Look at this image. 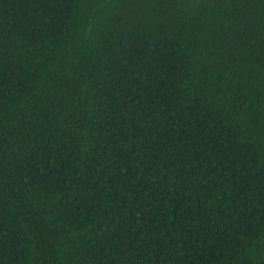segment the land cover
Returning <instances> with one entry per match:
<instances>
[{
  "label": "trees",
  "instance_id": "obj_1",
  "mask_svg": "<svg viewBox=\"0 0 264 264\" xmlns=\"http://www.w3.org/2000/svg\"><path fill=\"white\" fill-rule=\"evenodd\" d=\"M0 264H264V0H0Z\"/></svg>",
  "mask_w": 264,
  "mask_h": 264
}]
</instances>
